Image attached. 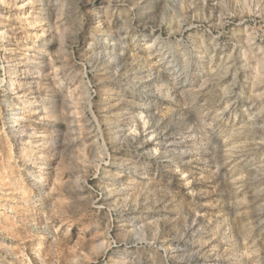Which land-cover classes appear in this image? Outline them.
I'll use <instances>...</instances> for the list:
<instances>
[{
  "label": "rangeland",
  "instance_id": "obj_1",
  "mask_svg": "<svg viewBox=\"0 0 264 264\" xmlns=\"http://www.w3.org/2000/svg\"><path fill=\"white\" fill-rule=\"evenodd\" d=\"M0 264H264V0H0Z\"/></svg>",
  "mask_w": 264,
  "mask_h": 264
},
{
  "label": "bare ground",
  "instance_id": "obj_2",
  "mask_svg": "<svg viewBox=\"0 0 264 264\" xmlns=\"http://www.w3.org/2000/svg\"><path fill=\"white\" fill-rule=\"evenodd\" d=\"M150 48V45L146 47V49L148 50Z\"/></svg>",
  "mask_w": 264,
  "mask_h": 264
}]
</instances>
